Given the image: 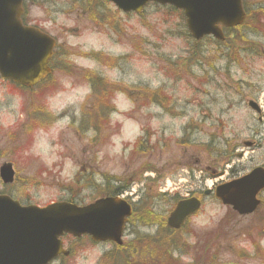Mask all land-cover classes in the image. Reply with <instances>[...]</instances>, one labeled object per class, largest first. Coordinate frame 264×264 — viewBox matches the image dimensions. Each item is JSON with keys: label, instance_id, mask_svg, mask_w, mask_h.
I'll return each mask as SVG.
<instances>
[{"label": "rangeland", "instance_id": "obj_1", "mask_svg": "<svg viewBox=\"0 0 264 264\" xmlns=\"http://www.w3.org/2000/svg\"><path fill=\"white\" fill-rule=\"evenodd\" d=\"M260 1L249 0L248 4L256 6ZM70 4L37 0L26 5L30 25L53 36L61 56L49 83L24 95L0 80V167L10 164L16 174L10 186L0 179V193L23 206L70 201L85 206L105 197V176L124 179L133 175L140 177L133 188L140 196L147 193L150 205L158 207L157 213L150 214L156 213L160 230L166 227L174 198H200L203 207L185 231L173 236L188 243L177 249L170 244L168 251L175 262L161 243L136 240L138 249L130 264H139L137 257L144 258L142 264H264V206L240 217L214 195H204L264 166V35L246 30L226 33L228 41L238 40L231 48L206 40L199 60L193 63L182 38L185 23L178 14L166 24L158 5L136 16L107 3L97 6L106 13L105 24L99 25L81 8L70 11ZM244 32L250 45L239 38ZM234 46L241 54L238 60ZM83 53L102 54L103 59L80 56ZM112 70L115 74L107 75ZM90 73L112 86L114 110L93 106ZM146 76L159 80L160 86L152 88ZM141 88L162 89L172 99L165 106H148L138 96ZM69 94L83 102L67 103ZM17 100L18 112L12 108ZM249 101L259 104L261 115L248 107ZM39 109L48 116L44 122L36 121ZM113 113L121 119L114 121ZM132 125L139 126L143 134L122 139L124 129L131 132ZM140 139L151 150L134 155L133 146ZM212 139L218 153L211 155L205 146ZM228 156L231 161L223 166ZM145 170L157 172L160 181L154 185L146 181L152 177L142 175ZM147 230L149 236L158 232L157 227ZM66 247L72 248V255L54 264L89 260L106 264L103 255L113 248L70 237Z\"/></svg>", "mask_w": 264, "mask_h": 264}, {"label": "water", "instance_id": "obj_2", "mask_svg": "<svg viewBox=\"0 0 264 264\" xmlns=\"http://www.w3.org/2000/svg\"><path fill=\"white\" fill-rule=\"evenodd\" d=\"M25 0H0V75L19 86L30 88L50 73L47 67L53 56L55 40L21 22ZM124 13L142 14L151 2L172 6L184 12L190 35L197 41L213 36L224 41L221 27L241 26L246 19L242 0H107ZM249 106L260 113L255 102ZM251 146V144H246ZM14 171L3 165L0 178L12 184ZM264 190V168L220 185L216 198L239 215H250L260 205L258 195ZM211 191H207L209 195ZM201 202L195 198L180 201L168 219V226L180 229L197 213ZM130 206L115 198L100 199L80 207L66 202L47 207H23L12 198L0 195V264H49L61 254L65 235L91 236L95 242L122 244V231Z\"/></svg>", "mask_w": 264, "mask_h": 264}, {"label": "trees", "instance_id": "obj_3", "mask_svg": "<svg viewBox=\"0 0 264 264\" xmlns=\"http://www.w3.org/2000/svg\"><path fill=\"white\" fill-rule=\"evenodd\" d=\"M65 1H67L68 3L71 2L70 6H69L70 11H73L76 8H81L84 11V13L89 14V16L91 15L97 24L100 25L102 21L103 22L106 21L105 20V17H106L105 14L106 13H104V10L100 11V9H98V7H97L98 5L104 7L107 4L106 2H102V1H98V0H65ZM248 1L249 0H244L245 5L247 6L246 9L248 12L247 22L243 26H241L240 28H237V29L230 31L229 32L230 34H232L233 31H243V30H246L249 32L254 31L255 33H252V34H256V33L259 34L260 32L264 34V0L260 1L256 6L248 4ZM158 8L160 10H162V12H160V14H162V17H163L162 19H163L164 23H166V24H168L172 19H175V16H177V14L180 15V17L182 16L181 12L176 11L173 8H169V7H167V8L158 7ZM99 15L101 16V18H100L101 20L98 19ZM109 20H110V22H113V18H109ZM246 34H245V32L241 33L239 35V38L242 39V41L244 43L250 45V43L248 42V39L246 38ZM182 38L185 40L186 44L188 45L190 56L193 58V63L197 62L200 58L199 55L202 54L200 44L197 42H193L191 40V37L188 35L185 26H184ZM232 43L237 44L238 40L233 39L232 42L226 41V43H224L223 45L229 44L228 47L231 48V47H233ZM235 46H234L233 51H234V55H235L236 60H238V59H240L241 54H240L239 50L237 51L235 49ZM91 56L97 57L98 61L100 59H103L102 56H97L95 54H91ZM55 60H58V54H56ZM190 66H192L191 63H190ZM88 79L94 88V93H93L94 105L93 106H96L98 109L105 107V109H108V111L114 110L115 107L113 104H111L110 92H111L112 86L110 85V83H108V81H106L101 76L93 75L91 73L88 76ZM18 89L21 90L22 94L24 91H26L23 88H18ZM139 91H141V92H140V94H138V96L141 97L142 101L148 106L149 105H156V104H158V105L160 104V105L165 106L166 102L172 99L170 95H165L164 92L162 91V89L151 90L149 88H141ZM173 100H174V98H173ZM96 126H97L96 122H94L93 128H96ZM147 135L149 136V132L147 133ZM133 147H134L135 153H132V154H134V155L141 154L145 151L151 150V148L147 150L144 147V145L141 143V139L139 141H137ZM205 147L208 149V151L210 152L211 155L213 154V152L218 153L216 151V148H215V140L214 139L211 140V144H209ZM230 161H231V158H230V156H228L225 163H230ZM143 173L144 172H142V175H143ZM115 179L116 178L112 177V176H105V182H106V189L104 191L105 196L120 195L122 192H124V190H126L128 188V186L124 187L122 185L118 186V187H113V183H116V182H114ZM159 179L160 178H158V179L156 178L155 182L160 181ZM161 179H163V178H161ZM159 197H161V196H159ZM178 201H179V199L177 197L174 198V205ZM263 206H264V204H263ZM154 221L158 222L155 219H154ZM165 229L168 231L166 234L160 235V236H158L154 239H151L149 241L153 242L154 244L161 243L163 248H165L166 255H167V251L170 247V244H171V247L176 248V249L180 245H182V247H184V245L188 246V243L186 241L183 242L182 237L181 238H175L173 236L176 235V233L171 232L170 230H168L167 227H165ZM262 233H264V229H263ZM188 248H186V250H188ZM137 249L138 248H135V247L132 248L131 253L136 252ZM168 253H170V255H169L170 260L175 262L176 259L172 255V253L169 251H168ZM136 259L139 260V262H140L139 264H142L141 262H144V258L142 259V257H137Z\"/></svg>", "mask_w": 264, "mask_h": 264}, {"label": "flooded vegetation", "instance_id": "obj_4", "mask_svg": "<svg viewBox=\"0 0 264 264\" xmlns=\"http://www.w3.org/2000/svg\"><path fill=\"white\" fill-rule=\"evenodd\" d=\"M25 19L27 20V18H25L23 16V18H22L23 22L25 21ZM27 25H30V23H28ZM49 66L51 67L53 72H55L53 66L51 64ZM2 82H5V81H2ZM6 84L11 85V83L8 81H6ZM37 116H38V119H36L37 122H39V121L44 122L47 120L46 118L48 117L46 114H44L43 110L42 111L39 110V113L36 114V117ZM30 121H33V120L31 119ZM132 180H133V178H130V181H132ZM149 191H152V189H149ZM146 194L144 193L142 196H140L138 190L136 191L135 189H130L129 193H127L126 195H124V194L123 195H112L113 197L123 196V198H125L129 202V204L131 205L132 214L129 217L127 224L124 228V240L126 241V243H132L133 241L138 240L139 238L137 235H138L139 231H140L139 233H144V235L146 237H148L149 235L146 234V231H148L147 229H152V226H148L145 223L144 224L141 223L145 219H150V217H151L150 216V213H151L150 210L151 209L153 210V212H155V209L157 208L156 205H154V204L148 205V204L144 203L147 200L145 198ZM136 227H138V228H136ZM150 234H152V233H150ZM88 239L91 240L90 238H88ZM78 240H81V239H78ZM93 244L96 246L101 245L100 243H93ZM112 247H113L112 250L114 251L115 248H114L113 244H112ZM69 251L72 254V248H70ZM113 251L104 253L103 257L105 258L104 262L106 264H109V261L116 257V254L112 253ZM126 256L128 257V255H125L124 262L130 263L129 261L126 260ZM60 261H62V257H60L57 262H60ZM124 262L122 261L123 264H124Z\"/></svg>", "mask_w": 264, "mask_h": 264}, {"label": "clouds", "instance_id": "obj_5", "mask_svg": "<svg viewBox=\"0 0 264 264\" xmlns=\"http://www.w3.org/2000/svg\"><path fill=\"white\" fill-rule=\"evenodd\" d=\"M86 50V49H85ZM115 74V70H112L110 72L107 73V75L109 76H112ZM145 79H148L150 81V85L152 88H158L160 86V81L159 80H156V79H153L151 77H148L146 76ZM65 87L66 88H71V85L66 83L65 84ZM79 100V97H77L75 94H69L68 97H67V103H71V104H75L77 103V101ZM79 102H83L82 100H79ZM66 105H61V107H64ZM118 107L123 109L125 107V105L123 104H118ZM12 108L16 109L17 112H18V109H19V100H17V102L15 104L12 105ZM21 117H22V114H20ZM113 116V120H120L121 117L118 116L116 113H113L112 114ZM14 119V117H13ZM132 131L131 132H128L127 128L124 129V135L122 136V139H125V140H132L134 139L135 137L137 136H140L143 134L141 128L137 125H132ZM115 139V138H114ZM40 154V153H38ZM81 264H93V262L91 260L87 261V262H81Z\"/></svg>", "mask_w": 264, "mask_h": 264}]
</instances>
